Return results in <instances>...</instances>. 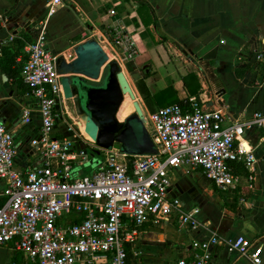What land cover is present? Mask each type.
<instances>
[{"label":"crops","instance_id":"crops-1","mask_svg":"<svg viewBox=\"0 0 264 264\" xmlns=\"http://www.w3.org/2000/svg\"><path fill=\"white\" fill-rule=\"evenodd\" d=\"M50 0H0V120L14 133L18 147L16 167L26 171L42 166L43 159L32 140L41 136L42 119L38 102L22 77L27 54L37 25L47 15ZM115 10V15L111 11ZM117 29L136 43V54L128 56L115 41ZM95 37L111 59H118L143 109L160 106L153 99L146 105L139 82L151 96L169 87L187 105L191 97L206 109L227 113L225 125L233 120L247 122L257 111L264 112V0H67L51 17L48 43L57 56L76 58L74 47ZM195 73L191 94L184 77ZM59 109L64 119L57 123L54 137L69 135L68 124L90 143L97 145L94 128L81 107L75 85H65ZM206 100V101H205ZM25 111L28 116H25ZM29 117V121H25ZM80 130V131H79ZM245 138L252 145L257 162L255 179L242 163H232L241 176L239 185L221 192L200 167L186 165L171 172L170 195L179 197L186 209L199 208L197 217L205 226L193 231L181 227L176 216L160 222L148 221L127 250L133 264H169L194 257L193 242L209 238L214 231L226 239L240 235L259 248L264 264V127H246ZM77 147H84L77 141ZM90 159L75 165L76 175L93 174L103 155L92 147ZM0 179V206L7 197ZM210 264H255L248 257L231 253L223 245L211 248ZM20 254L12 245L0 246V264H12ZM22 258V257H21Z\"/></svg>","mask_w":264,"mask_h":264},{"label":"built area","instance_id":"built-area-1","mask_svg":"<svg viewBox=\"0 0 264 264\" xmlns=\"http://www.w3.org/2000/svg\"><path fill=\"white\" fill-rule=\"evenodd\" d=\"M66 2L49 1L34 41L25 46L21 70L41 114V136L32 145L43 159L42 166L26 171L16 167L14 133L0 120V179L5 181L7 197L0 206V246L12 245L20 254L12 264H133L127 244L136 242L148 221L176 216L181 227L196 231L205 226L197 217L199 208L186 209L179 197L170 195L173 169L200 167L221 192L239 185L234 162L246 167L250 181L255 179L257 159L244 135L246 127H264V112H255L247 122L233 120L225 125L227 113L206 109L194 97L187 105L144 109L145 125L159 149L152 155L125 153L118 143L111 148L95 146L72 124L69 135L54 137L65 116L57 108L62 75L56 66L58 56L48 43V25ZM115 41L126 47L129 57L136 54V43L127 33L117 29ZM256 58L264 61V51ZM77 141L84 147H77ZM85 145L100 151L103 160L93 174L76 175L75 165L90 159ZM215 245L262 263L253 241L242 235L226 239L214 231L209 238L193 242L192 259L169 264H210Z\"/></svg>","mask_w":264,"mask_h":264},{"label":"water","instance_id":"water-1","mask_svg":"<svg viewBox=\"0 0 264 264\" xmlns=\"http://www.w3.org/2000/svg\"><path fill=\"white\" fill-rule=\"evenodd\" d=\"M74 52L76 58L71 61L58 56L56 66L62 76L71 75L65 85H75L81 107L93 123L91 135L97 145L111 148L118 143L128 154H157L158 146L144 122V109L122 63L111 59L95 37L75 46ZM128 95L134 100L135 112L121 121L118 114Z\"/></svg>","mask_w":264,"mask_h":264},{"label":"trees","instance_id":"trees-1","mask_svg":"<svg viewBox=\"0 0 264 264\" xmlns=\"http://www.w3.org/2000/svg\"><path fill=\"white\" fill-rule=\"evenodd\" d=\"M197 76L195 73H189L187 76L184 77L185 84L187 86V89L191 94L197 93L199 91L200 86L197 84V88L192 87V81L196 80ZM139 88L141 91V94L143 98L145 99L146 105L150 110H152V102L153 100L160 106H164L169 104L171 101L179 102V104H182L183 101H181L177 96L173 95V89L171 87L160 91L158 94L151 96V93L147 90L144 81L139 82ZM153 99V100H152ZM130 256V255H129Z\"/></svg>","mask_w":264,"mask_h":264},{"label":"rangeland","instance_id":"rangeland-1","mask_svg":"<svg viewBox=\"0 0 264 264\" xmlns=\"http://www.w3.org/2000/svg\"><path fill=\"white\" fill-rule=\"evenodd\" d=\"M139 101L142 102L141 99ZM135 112L134 100L128 95L119 111L118 117L121 121H125L126 118ZM93 124V123H92ZM80 131V130H79Z\"/></svg>","mask_w":264,"mask_h":264}]
</instances>
